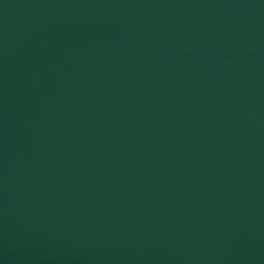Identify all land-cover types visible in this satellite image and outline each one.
Instances as JSON below:
<instances>
[{
	"label": "water",
	"instance_id": "95a60500",
	"mask_svg": "<svg viewBox=\"0 0 264 264\" xmlns=\"http://www.w3.org/2000/svg\"><path fill=\"white\" fill-rule=\"evenodd\" d=\"M0 264H264V0H0Z\"/></svg>",
	"mask_w": 264,
	"mask_h": 264
}]
</instances>
